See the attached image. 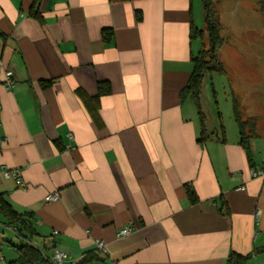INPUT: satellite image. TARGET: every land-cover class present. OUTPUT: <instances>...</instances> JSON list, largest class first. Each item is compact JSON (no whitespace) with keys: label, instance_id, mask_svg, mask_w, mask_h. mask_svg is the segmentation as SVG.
Listing matches in <instances>:
<instances>
[{"label":"crops","instance_id":"crops-1","mask_svg":"<svg viewBox=\"0 0 264 264\" xmlns=\"http://www.w3.org/2000/svg\"><path fill=\"white\" fill-rule=\"evenodd\" d=\"M245 3L249 10L236 22L237 10L221 22L216 7L225 74L203 79L202 125L193 98L181 96L204 43L190 38V26L204 28L195 0H41L40 21L29 15L32 0H0V165L18 168L26 184L1 180L0 196L29 215L33 245L66 254L67 264L97 241L112 264H225L230 252L264 247V178L252 177L264 169V0ZM106 29L113 33L107 42ZM215 77L230 88L224 114L218 92H203ZM101 82L110 93L98 99L95 122L88 108ZM233 100L243 119L256 121L251 163ZM52 193L59 199L46 202ZM221 200L229 216L219 211ZM3 220L0 230L16 237ZM127 225L132 232L117 238ZM246 264H264V252Z\"/></svg>","mask_w":264,"mask_h":264},{"label":"trees","instance_id":"trees-1","mask_svg":"<svg viewBox=\"0 0 264 264\" xmlns=\"http://www.w3.org/2000/svg\"><path fill=\"white\" fill-rule=\"evenodd\" d=\"M41 0H32L31 9L29 15L36 20L40 21V15L38 14V6ZM111 2L117 1H132V0H110ZM192 0H190L191 2ZM202 4V14H203V23L204 28L198 30L193 26H190V38L200 37L201 39H206V44L203 43L201 50L198 54L191 58L192 62V71L190 77L181 91L182 98L185 96H191L196 103L198 108V115L200 116V122L203 125V115L199 111V93L202 86L203 79L207 75L225 74V68L219 60L218 51L223 45L224 39L222 38L221 24L219 21L218 13L216 7L212 0H200ZM264 8L261 6V9ZM137 21L141 20V15L139 12L135 13ZM113 36V33L110 29L102 31V39L107 42ZM50 83L47 82L42 84V87H47ZM110 93V87L107 83L101 82L98 84V93L95 98L92 99L94 103L92 108H88V111L92 119L97 122V107L98 99ZM79 97L86 102L83 94L78 92ZM233 115L234 120L238 126L239 130V144L244 149L246 158L249 163L252 162V151L250 140L255 135L256 121L253 118L243 119L241 113L238 109V106L233 100ZM203 130L201 136H203ZM199 141H203V138H200ZM184 191L186 197L190 204L194 205L198 203V198L195 191L193 190L190 184H184ZM219 211L224 216H229V211L226 203L221 200ZM0 215L2 216L3 225L12 227L15 229L16 237L19 238L17 246L12 247L16 251V258L7 262L6 264H53L51 262V255L45 252V249L42 247H37L31 243V238L35 235L33 226L29 221L28 214H20L14 211L11 206L1 198L0 196ZM264 252V247L255 249L252 254L249 255H240L234 252H230L225 260V264H246L247 261L255 253ZM71 264H112L108 262L107 256L104 253L99 252L97 249L90 250L85 252L79 260Z\"/></svg>","mask_w":264,"mask_h":264},{"label":"rangeland","instance_id":"rangeland-1","mask_svg":"<svg viewBox=\"0 0 264 264\" xmlns=\"http://www.w3.org/2000/svg\"><path fill=\"white\" fill-rule=\"evenodd\" d=\"M213 1L215 3H216V1H218L216 3V7H217L219 13H221V17H222L221 22L227 21L229 19V15L232 16L230 12H232L234 10H237L236 15L234 17L235 22L238 21L240 14L242 12L249 10V7H248V5H246L245 0H213ZM195 3H199L201 8H202V4H201L200 0H195ZM215 3H214V5H215ZM237 26H238V24H236L234 27H237ZM237 35L238 34H235L237 39H239V37ZM259 41L262 42V45H261V48H259V55H258L259 59H261V62H260L261 63V66H260L261 67V70H260L261 75L259 78L260 80H259L258 90H259V92H264V40L259 39ZM236 42L239 45V49H241V51H243V52H246V50H244L242 48V45L240 44L241 42H239V40H236ZM204 44H206V39H204ZM240 45H241V47H240ZM243 58H245V56ZM241 63H242V61L240 63H238L240 68L242 67ZM212 81L209 80V81H207V83L205 85H203V92H218V95L216 96V100H217V102L221 108V111L224 114L226 112L225 111L226 108L228 111V110H230V107H231V100L228 97V94L230 92V88L227 85V81H225L224 77H219V78L215 77V79H213ZM249 83L250 84L252 83L251 80L249 81ZM222 92H226V94L223 95ZM207 97H208V102L212 103L210 93L207 94ZM0 236L2 237V239L4 238V240L0 241V258L3 257L5 261H8L9 259L16 257L17 254L15 252V249L12 247V245L17 246L18 240L15 237V235L13 234V232L4 228V229L0 230ZM32 243H34V244L38 243V240L33 239ZM0 264H3V261H1V259H0Z\"/></svg>","mask_w":264,"mask_h":264},{"label":"built area","instance_id":"built-area-1","mask_svg":"<svg viewBox=\"0 0 264 264\" xmlns=\"http://www.w3.org/2000/svg\"><path fill=\"white\" fill-rule=\"evenodd\" d=\"M4 75V86L6 89H10L13 85V72L10 69H6L3 72ZM1 111V106H0ZM4 142L3 138H0V147L2 146ZM253 178H264V169H260L257 171H254L252 173ZM1 180H12L18 188H25L26 184L22 179L21 172L18 168H7L3 165H0V181ZM59 199V196L57 193L48 194L45 197L46 202H54ZM9 229H12L15 231L14 228L8 227ZM132 232V227L130 225H127L123 227L122 229L118 230L116 233L117 238H122L128 236ZM96 249L105 254L104 245L102 242L97 241L96 242ZM51 262L53 264H67L68 262V256L60 251H54L51 255Z\"/></svg>","mask_w":264,"mask_h":264}]
</instances>
